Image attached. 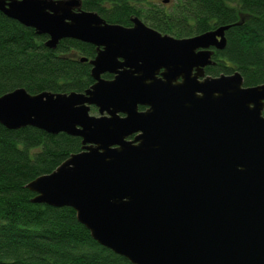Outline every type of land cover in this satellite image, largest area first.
Listing matches in <instances>:
<instances>
[{
  "label": "water",
  "instance_id": "obj_1",
  "mask_svg": "<svg viewBox=\"0 0 264 264\" xmlns=\"http://www.w3.org/2000/svg\"><path fill=\"white\" fill-rule=\"evenodd\" d=\"M0 13L45 35L48 49L64 39L97 48L83 93L0 97L6 129L81 139L80 152L27 184L33 203L71 208L131 264H264V84L245 87L237 71L191 77L211 64L209 48L224 49L229 26L174 39L137 17L108 24L79 0H0Z\"/></svg>",
  "mask_w": 264,
  "mask_h": 264
},
{
  "label": "trees",
  "instance_id": "obj_2",
  "mask_svg": "<svg viewBox=\"0 0 264 264\" xmlns=\"http://www.w3.org/2000/svg\"><path fill=\"white\" fill-rule=\"evenodd\" d=\"M79 1L107 23L128 26L137 16L176 38L229 26L226 45L214 56L217 71L239 72L245 87L264 84V0ZM46 41L0 13V97L17 89L83 93L93 84L91 66L80 59H92L94 46L64 39L51 50ZM81 147L78 137L0 125V264H131L96 243L71 208L33 203L35 194L26 188Z\"/></svg>",
  "mask_w": 264,
  "mask_h": 264
},
{
  "label": "flooded vegetation",
  "instance_id": "obj_3",
  "mask_svg": "<svg viewBox=\"0 0 264 264\" xmlns=\"http://www.w3.org/2000/svg\"><path fill=\"white\" fill-rule=\"evenodd\" d=\"M137 16H132V17H130L129 18V25L128 26H123V27H126V28H131V27H133V23H132V19L133 18H136ZM144 25H146L147 27H149V28H151V29H153V30H155L154 28H152V27H150L149 25H147L141 18H139V17H137ZM108 24H110V23H108ZM115 25H117V24H115ZM120 26H122V25H120ZM155 31H157V30H155ZM158 32V31H157ZM160 33V32H159ZM160 35L161 36H164V35H166V36H169V37H172V38H174V39H184V38H190V37H184V38H176V37H173V36H171V35H169V34H163V33H160ZM198 35H200V34H198ZM195 36H197V35H195ZM191 37H194V36H191ZM83 43V42H82ZM199 51H201V50H197L196 52H199ZM208 51H210L211 52V56H210V62H211V64L210 65H208V66H205V67H201V66H199V67H194L193 69H192V71H191V77H196L197 78V80L199 81V82H201V81H203L205 78H216V77H218V76H220L222 73H219L218 71H217V62L214 60V56H215V54H216V52L217 51H220V50H216L215 48H209V50ZM96 54H97V48L95 47V55H94V57L92 58V59H94L95 58V56H96ZM82 59V58H81ZM80 59V60H81ZM92 59H90V60H92ZM90 60H87V61H84V62H87L88 64H89V61ZM119 61L120 62H122V60L121 59H119ZM90 65V64H89ZM91 66V65H90ZM92 68V67H91ZM214 68V69H213ZM213 69V70H212ZM165 73V69L164 68H160L159 70H158V72H157V74H156V76H155V78L157 79V80H164V76H163V74ZM232 74V73H231ZM224 75H227V74H224ZM228 75H230V74H228ZM90 76H91V69H90ZM91 78H92V76H91ZM101 78L103 79V80H106V81H111V80H113V78H114V75H112V74H109V73H104V74H102L101 75ZM92 80H93V84H94V79L92 78ZM182 77L181 76H179V77H177L174 81H172V84H180V83H182ZM92 84V85H93ZM91 85V86H92ZM90 86V87H91ZM89 87V88H90ZM88 88V89H89ZM86 91V90H85ZM148 109H151L149 106H146V105H137V112L138 113H144V112H146ZM97 113V115L96 114H94V113ZM90 114L92 115V116H99L98 115V110L94 107V106H91L90 107ZM119 115V117H121V118H124L125 117V115L124 114H118ZM140 134V132H138V133H136V134H134V135H132L130 138H129V140H132L133 139V137H135V136H137V135H139Z\"/></svg>",
  "mask_w": 264,
  "mask_h": 264
},
{
  "label": "rangeland",
  "instance_id": "obj_4",
  "mask_svg": "<svg viewBox=\"0 0 264 264\" xmlns=\"http://www.w3.org/2000/svg\"><path fill=\"white\" fill-rule=\"evenodd\" d=\"M94 114H96L97 115V113L95 112Z\"/></svg>",
  "mask_w": 264,
  "mask_h": 264
}]
</instances>
